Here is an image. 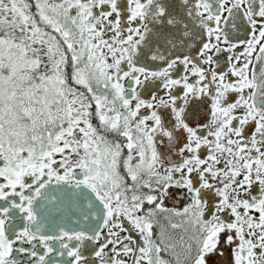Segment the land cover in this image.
I'll return each instance as SVG.
<instances>
[{
  "label": "snow or ice",
  "instance_id": "1",
  "mask_svg": "<svg viewBox=\"0 0 264 264\" xmlns=\"http://www.w3.org/2000/svg\"><path fill=\"white\" fill-rule=\"evenodd\" d=\"M0 264H264V0H0Z\"/></svg>",
  "mask_w": 264,
  "mask_h": 264
},
{
  "label": "flooded vegetation",
  "instance_id": "2",
  "mask_svg": "<svg viewBox=\"0 0 264 264\" xmlns=\"http://www.w3.org/2000/svg\"><path fill=\"white\" fill-rule=\"evenodd\" d=\"M64 259H67L66 257Z\"/></svg>",
  "mask_w": 264,
  "mask_h": 264
}]
</instances>
